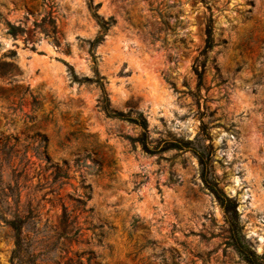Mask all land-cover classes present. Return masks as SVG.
I'll use <instances>...</instances> for the list:
<instances>
[{
  "label": "rangeland",
  "instance_id": "1",
  "mask_svg": "<svg viewBox=\"0 0 264 264\" xmlns=\"http://www.w3.org/2000/svg\"><path fill=\"white\" fill-rule=\"evenodd\" d=\"M15 217L32 264H245L235 219L264 254V0H0V264Z\"/></svg>",
  "mask_w": 264,
  "mask_h": 264
},
{
  "label": "trees",
  "instance_id": "2",
  "mask_svg": "<svg viewBox=\"0 0 264 264\" xmlns=\"http://www.w3.org/2000/svg\"><path fill=\"white\" fill-rule=\"evenodd\" d=\"M89 4L90 7H92V0H89ZM98 7V6H97ZM96 7V8H97ZM95 8V9H96ZM93 10V16L95 19L98 20L102 32H106L109 28V23L107 22H103L102 20H100L99 16L96 14V10ZM8 25V33L11 35H17V33L19 32V28L12 26V25ZM212 25L211 22H209V24L207 25L206 28V45H205V50L209 51L212 46H213V42H212ZM103 37V34L100 35L98 38H96L92 43H91V48H93V46H95L97 43H99L101 41ZM95 83H97L99 85V87L101 88L102 92L103 91V85L101 82V79H96ZM102 110L104 111L105 115L108 118L111 119H118L121 121H126L129 122L131 124L136 125L137 127H139L142 132L141 135L139 136V138L137 139V141L141 144L142 150L146 153H152V151H150V149L148 148V144H147V140H148V135H147V122L144 118L142 117H138V118H131L127 115H124L122 113H116V112H112L109 110V103L108 100L105 96L104 93V97H103V101H102ZM191 143L189 142H178L175 144H171V147L174 150H183L185 148H188L187 145H189ZM195 154L197 155V158L199 160V165L201 168L200 171V179L202 184L204 185V188L206 190H208L219 202V204L221 205V207L226 211V212H231L236 216V205L235 203L229 199L216 185V183L212 180V178L210 177V169L208 167V165L206 163H204L203 161V156L200 152L195 151ZM9 227L12 229L13 233H14V250L12 252V256L10 259V263L11 264H32L29 259L26 257L25 255V251L24 248L27 247V239L24 237L23 235V222L20 218L15 217L13 220L7 221ZM238 227H237V221L236 219L232 222H230V231H231V238L234 239V244H233V248L236 252V254L238 255V257L240 258V260H242L245 264H264V254L259 255L256 251L252 250V248L247 245V243L244 241L243 237L241 235L237 236L238 232ZM87 254V252H83L80 256L78 262L76 264H85L84 262L81 261V258H83V255ZM89 257L87 258V262L86 264H91V261L94 259V254L93 252H88Z\"/></svg>",
  "mask_w": 264,
  "mask_h": 264
},
{
  "label": "bare ground",
  "instance_id": "3",
  "mask_svg": "<svg viewBox=\"0 0 264 264\" xmlns=\"http://www.w3.org/2000/svg\"><path fill=\"white\" fill-rule=\"evenodd\" d=\"M150 66H151V65H147V66L144 67V71H146L145 73H147L149 76H151L149 73H151V72H152V69H153V68L151 69ZM152 73H153V72H152ZM147 74H146V75H147ZM152 76H153V75H152ZM152 76H151V77H152ZM153 77H154V76H153Z\"/></svg>",
  "mask_w": 264,
  "mask_h": 264
}]
</instances>
